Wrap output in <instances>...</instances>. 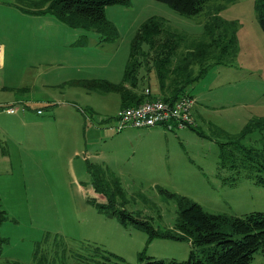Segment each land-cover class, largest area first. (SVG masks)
<instances>
[{
    "label": "rangeland",
    "instance_id": "374dc122",
    "mask_svg": "<svg viewBox=\"0 0 264 264\" xmlns=\"http://www.w3.org/2000/svg\"><path fill=\"white\" fill-rule=\"evenodd\" d=\"M20 4L34 8L26 1ZM104 12L115 25L114 39L100 41L101 36L93 29L74 28L58 21L63 30L60 44L53 50L49 41H42L38 55H34L37 63L31 66L25 64L22 43L32 40V28L38 23L24 16L19 19L20 13H15L9 45L0 62V82L17 85V95L55 93L52 109L57 106V116L64 121L71 119V123L56 137L32 139L19 152L17 147L0 145L4 158L8 154L10 157L0 172V264H32L38 242L41 253L45 252L52 264H101L96 261L100 251L93 261L94 254L80 248L88 244L91 249L99 246L120 257L110 264H139L140 252L145 260L183 261L191 250L200 256L203 248L212 245L195 246L186 239H149L144 229L125 227L98 211L90 201L105 202L92 186L93 170L98 167L104 169L107 180L113 175L119 178L125 205L118 207L139 213L157 229L172 227L176 216L175 201L158 187L188 196L211 213L243 215L264 211V184L255 181L252 174L247 176L243 168L229 167L230 159L222 162L220 158L221 143L227 137L238 136L249 120L264 117V32L255 0H209L195 15L180 13L159 0L110 4ZM209 14L221 19L223 31L234 32L236 46L222 55L221 62L209 64L204 74L185 88L196 100L192 127H115L121 110L152 99L159 92L153 71L146 76L141 68L134 89L150 97L122 109L118 93L68 82L107 77L120 81L131 40L141 23L151 16L163 19L188 39L206 40ZM81 39L85 43L71 47L70 42ZM183 50L181 46L177 56ZM199 68L194 65V74ZM44 80L59 86L43 89ZM24 87L29 89L25 92ZM38 108L43 115L52 111L41 105ZM93 113L107 117L99 123L102 133L88 130L91 122L98 125L93 116L92 120L87 118ZM260 137L259 131H254L242 138V143L259 146ZM117 201L121 204L119 197ZM251 262L264 264V251L254 252Z\"/></svg>",
    "mask_w": 264,
    "mask_h": 264
},
{
    "label": "trees",
    "instance_id": "16d2710c",
    "mask_svg": "<svg viewBox=\"0 0 264 264\" xmlns=\"http://www.w3.org/2000/svg\"><path fill=\"white\" fill-rule=\"evenodd\" d=\"M34 6L27 7L19 3V7L28 13L47 12L60 22L74 28L93 29L101 36L100 41L111 40L117 36L115 25L105 16L104 8L110 4H128L129 0H25ZM22 1V2H25ZM170 5L174 10L186 14L199 13L209 0H159ZM255 10L259 24L264 32V0H255ZM223 22L214 14H209L205 22L206 40L188 39L184 34L165 24L163 19L151 16L144 20L137 29L130 43L127 61L119 82L106 79H75L68 81L86 89L115 91L120 95L121 109L131 103H139L150 97L144 92L134 91L139 83V70L147 74L153 71L158 81V93L154 97H162L174 101L185 93V88L199 79L211 63H219L222 55L235 48V34L222 30ZM77 40L75 44H83ZM183 46L185 50L178 49ZM194 65L199 66L196 74ZM127 85L129 87H127ZM133 88V90L131 89ZM130 89V90H127ZM150 90V89H149ZM131 91V92H130ZM154 93V92H153ZM6 104V103H5ZM14 113V112H13ZM192 127V126H190ZM254 131H259L260 145L251 146L242 143ZM227 137L221 143L220 158L222 162L230 159L228 166L243 168L247 176L252 174L254 180L264 184V117L249 120L238 136ZM104 169L93 170L92 186L95 192L105 197V202L91 199L98 209L107 216L114 217L123 226H135L144 229L149 239L165 237L177 240H188L192 245L212 244L201 250L200 256L193 250L186 260L175 259H144L143 252L138 255L139 264H252V254L258 249L264 251V211H251L243 215L211 213L198 202L188 196L178 194L168 189L158 187L163 194L176 203V216L172 227L167 229L154 228L150 221L139 213L127 211L124 191L119 178L112 176L107 180ZM117 197L121 204H117ZM2 213V212H0ZM47 241L46 239H44ZM90 244L80 246L92 255L93 261L99 251L96 261L110 264L120 257L99 246L89 248ZM39 242L33 250L32 264H52L48 262L45 252L41 253ZM90 250V252H88ZM40 256L38 257V255ZM10 264H19L9 262ZM117 263V262H116Z\"/></svg>",
    "mask_w": 264,
    "mask_h": 264
},
{
    "label": "crops",
    "instance_id": "0c3cea01",
    "mask_svg": "<svg viewBox=\"0 0 264 264\" xmlns=\"http://www.w3.org/2000/svg\"><path fill=\"white\" fill-rule=\"evenodd\" d=\"M25 0H0V62L5 57V47L7 44L9 45V37L13 28L15 13L18 14V18L24 16L28 17L30 21L34 23H38L36 27L32 28L33 36L31 41H27L22 43V48L24 49V55L27 57L26 65H30L32 63H37L34 60V55H38V45L42 41H49L53 45V50L56 49L57 43L61 42V33L62 26L58 24V19H56L53 15L43 12V13H28L22 10L19 7V3ZM5 22V20H7ZM13 21V24H12ZM60 35V39H59ZM75 42H70L72 47ZM84 48V47H82ZM78 49V48H75ZM111 82H119L115 81L110 77H107ZM121 80V79H120ZM52 80H44L41 82V88L46 89L50 88L52 85H58L57 83H53ZM9 84V85H8ZM12 83H4V81L0 82V102L1 103H19L18 109L14 113H7L3 110H0V145H7L9 148L17 147L18 152L21 147L25 144L31 143L32 139H36L37 137L45 138L48 136L56 137L57 134H61L63 128L65 126L70 125L71 119L68 121L61 120L57 115V106L54 107L55 98L53 92H45L44 94L39 93V97L36 95H17L14 90L18 88L17 85H11ZM40 88V85H39ZM40 88V89H41ZM29 88L24 87V91L26 92ZM30 92V91H28ZM115 92V91H114ZM118 93V92H116ZM119 96V93L117 94ZM192 95V94H191ZM44 96V97H42ZM193 96V95H192ZM194 97V96H193ZM195 100V98H194ZM196 102V100H195ZM121 103V102H120ZM45 106L52 109L50 114L43 115V111L38 108V106ZM74 111L77 114L78 110L76 105L74 104ZM40 110V112H38ZM193 110V109H192ZM193 115V112H192ZM4 116L6 119H4ZM95 118L98 125H93L91 122V126H89L88 130L92 133H102L99 123L104 122L107 118L104 114H95L88 115L87 118L91 119ZM105 117V118H104ZM194 118V116H193ZM195 120V119H194ZM86 125V124H85ZM141 129V128H140ZM10 154L12 152L10 151ZM4 151L2 154L0 153V172L5 170V161L10 160L9 154L4 158ZM4 162V166L2 167V163Z\"/></svg>",
    "mask_w": 264,
    "mask_h": 264
},
{
    "label": "built area",
    "instance_id": "2783aa9c",
    "mask_svg": "<svg viewBox=\"0 0 264 264\" xmlns=\"http://www.w3.org/2000/svg\"><path fill=\"white\" fill-rule=\"evenodd\" d=\"M145 91L148 92L149 88L147 87ZM194 103V97L186 92L174 101H167L159 97L147 99L137 105L121 110L116 118L115 127L118 130L125 126L147 128L161 125L170 130L186 126L190 127L194 124L192 115ZM18 104L0 102V110L13 113L18 109Z\"/></svg>",
    "mask_w": 264,
    "mask_h": 264
}]
</instances>
